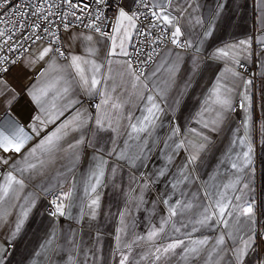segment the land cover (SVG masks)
I'll return each instance as SVG.
<instances>
[{
  "label": "snow or ice",
  "instance_id": "6c2138e0",
  "mask_svg": "<svg viewBox=\"0 0 264 264\" xmlns=\"http://www.w3.org/2000/svg\"><path fill=\"white\" fill-rule=\"evenodd\" d=\"M260 3L259 35L225 43L211 53L210 58L223 62L224 69L194 119L196 126L182 128L172 125L168 138L163 142L171 154L164 153L166 163L156 171V177L167 175L165 168L172 163L174 154L180 151L188 153L179 169V177L172 184L174 189L190 177L193 181L196 179L191 176V166L209 144L204 130H218L224 114L233 110V95L238 85L234 82L230 87L226 82L229 77L233 81L243 80L240 107L249 112L244 122L245 136L238 140L241 146L247 142V150L237 154V161L231 163V168L240 173L248 170L254 175V149L248 136L252 123L249 111L251 96L248 93L253 80L244 79L237 69L244 67L242 59L256 56L261 69L258 75L264 78V0ZM197 8V0H131V5L128 0H0V166L11 169L0 183V204L5 203L17 188L22 190L26 178L43 176L49 167L58 163L67 167V164L78 160L83 148L91 146L87 139L89 133L117 132L113 122H118L119 113L126 103L121 96L130 98L140 87L144 90L140 94L144 108L135 123H132V114L128 115L129 136L139 139L142 133L150 135L165 109L157 102L161 93L150 88L147 81L155 77L167 61H162L150 75L145 69L164 50L177 57L181 52L192 51L197 55L201 52V47L191 38L189 26L196 28L208 24L202 33H198L202 44L212 35V23L211 20L193 17ZM110 11L111 19L108 16ZM97 45H102V54ZM257 47L259 54L256 53ZM173 49L180 52L173 53ZM114 65L117 66L115 69ZM16 73H23L25 77L31 75L33 79L18 90L13 83ZM21 92L26 93L34 106V113L26 124L14 111ZM96 96L101 97L99 103L85 104L84 98ZM92 108L94 112L90 110ZM261 130L264 131V123ZM197 138L198 143L195 142ZM236 143L233 141V145ZM118 158L126 159L127 156L121 151ZM142 158L143 150L136 159L142 161ZM105 163L99 159L96 169L90 174V181L94 182L84 189L90 200L86 205L90 210L88 215L93 219L99 207V197L92 194L97 193V187L102 183ZM132 164L136 166L135 161ZM15 173H19V177ZM25 173L29 175L25 177ZM148 183L146 181L144 188ZM241 184V188L236 187ZM221 188L224 190L205 191L204 199L208 203L197 204L196 207L202 210L195 219H189L182 225L185 229L191 226L190 231L184 233L186 238L177 237L157 246L158 240L167 239L165 225L168 221L179 213L191 211L194 206L192 202L181 200L170 204L171 197L163 199L162 202L168 206L167 218L159 227L153 226L146 237H137V240L153 243L155 262L166 264L170 258L179 257L190 264H198V260L204 264H220L223 256L227 255L231 264H244L257 236V205L250 195L254 193V187L251 178L244 183L237 177ZM229 189L240 194L229 196ZM41 191L49 190L42 187ZM73 197L71 188L55 195L51 202L54 211L50 215L65 216ZM140 199L142 201V195ZM29 210L26 208L16 221L11 233L13 238L21 230ZM81 215H84L83 210ZM120 215L123 224L124 213ZM197 225L200 228L216 226L220 234L214 239L213 248L207 247V237H191L192 232L199 230ZM126 228L124 225L118 229L117 241L120 240L119 233L125 232ZM173 229L177 233L181 231L175 224ZM48 243L51 244L52 239ZM76 248L78 253L82 251L79 245ZM5 255L6 251H0V264H4ZM84 264H88L87 258ZM119 264H128V256L122 255ZM259 264H264V258L259 260Z\"/></svg>",
  "mask_w": 264,
  "mask_h": 264
},
{
  "label": "crops",
  "instance_id": "0c3cea01",
  "mask_svg": "<svg viewBox=\"0 0 264 264\" xmlns=\"http://www.w3.org/2000/svg\"><path fill=\"white\" fill-rule=\"evenodd\" d=\"M128 3L131 5V0H128ZM197 3L199 8L193 11V17L205 21L211 20L212 23V35L204 39L202 44L198 33H202L208 24L196 28L189 26V31L192 32L191 38L201 47V52L198 55L192 51L181 52L177 57L175 54L168 55L164 50L154 66L146 73L150 75L162 61H167L157 75L147 81L150 88L161 93L157 102L165 109V114L157 122L158 126L150 135L140 134L139 139L129 136L131 129L128 127V115L132 114V123H135L136 118L142 115L141 109L144 108V103L140 100V94L144 90L140 87L134 90L136 94L130 98L121 96L126 103L119 113L118 122L116 120L113 122L118 129L117 132L89 133L87 139L91 141V146L83 148L78 160L67 164V167H61L58 163L54 167H49L43 176L26 178L24 188L22 190L17 188L5 203L0 204V217H2L0 218V251H6L4 264H84L86 258L88 264H119L122 255L128 256V264H158L152 256L155 250L153 243L144 239L137 240V237H146L153 226L159 227L167 218L168 206L162 202L163 199L171 197L170 204L181 200L192 202L194 206L191 211L179 213L168 221L165 225L167 239L158 240L157 246L177 237L186 238L184 233L190 231L191 226L185 229L182 225L189 219H195L202 210L196 207L197 204L208 203L204 199L205 191L224 190L221 186L235 181L237 177L244 183L249 182L251 178L254 193L250 195L254 197L257 205L258 223L255 227L257 236L260 233L264 240V227H262L264 226V131L261 130V124L264 123V80L259 81L256 86L253 84L248 93L251 96L249 111L252 117L248 136L254 149L252 154L254 175L248 170L240 173L231 168V163L237 161V154L247 150V142L241 146L238 140L245 136L244 122L249 112L245 108L234 110L236 100H242L244 85L243 80L233 81V78L229 77L226 82L230 87L234 82L238 85L233 95V110L224 114L218 130H204V134L209 137V144L205 151L199 153L195 164L191 166V176L196 179L193 181L190 177L188 181L177 184L175 189L172 187L179 177L180 167L188 156L184 151L173 155L172 163L165 168L166 176H155L156 171L165 166L164 153L171 154V150L165 148L163 144L170 134L171 126L179 125L182 128L196 126L194 119L202 110L205 99L223 72V62L211 59V53L225 43H235L259 35L260 0H197ZM97 48L102 54V45H97ZM175 52L180 50L173 49V53ZM193 56L196 57L195 60ZM249 60L242 59L241 62ZM113 67L115 69L117 66ZM15 75L17 78L13 83L18 90L33 79L31 75L25 77L23 73ZM243 78L250 79L244 75ZM129 91H133L130 85ZM84 99L87 105L90 100L99 103L101 97ZM177 101L179 103H176ZM90 110L95 111L94 108ZM14 111L22 123L28 122L34 113V106L26 93H20ZM233 141L237 143L233 145ZM195 142L198 143L199 139L197 138ZM113 149L115 152L112 151ZM141 150H143L142 161L136 159L141 155ZM191 150L195 151V149ZM121 151L126 154V159L118 158ZM99 159H103L106 163L102 183L97 187V193L92 194L99 197V207L93 219L88 215L90 210L86 205L90 200L84 189L90 182H94L90 181V174L96 169ZM68 168H71V171H68ZM10 170L9 166H0V183L3 182L4 174ZM15 174L19 177V173ZM28 175L25 173V177ZM146 181L149 182L148 187L144 188ZM42 187L57 195L69 188L73 190V201L71 207L66 209L65 216L50 218L46 214L43 195L47 192L41 191ZM236 187L241 188L242 184ZM227 191L229 196L240 194L231 189ZM26 208H30L28 217L19 233L13 238L11 233L14 231L15 223ZM121 213H124L123 224ZM173 224L181 229L179 233L174 231ZM124 225H127L126 231L119 233L120 240L117 241L118 229ZM197 228L199 230L192 232L191 237H207L209 240L207 247L213 248L214 239L220 234L216 226L200 228L197 225ZM257 236L244 264H259V260L264 258V251L258 253L256 249ZM50 239H52L51 244L48 243ZM76 245L82 249L79 253ZM166 264H190V262L175 257L170 258ZM198 264L204 262L198 260ZM220 264H231L227 255L223 256Z\"/></svg>",
  "mask_w": 264,
  "mask_h": 264
},
{
  "label": "built area",
  "instance_id": "2783aa9c",
  "mask_svg": "<svg viewBox=\"0 0 264 264\" xmlns=\"http://www.w3.org/2000/svg\"><path fill=\"white\" fill-rule=\"evenodd\" d=\"M108 16L109 19H111L112 16V12H108ZM107 31H110V29H106ZM179 50V49H177ZM129 51H132V48H129ZM260 49L257 47L256 48V53L259 54ZM157 60V59H156ZM156 62V61H155ZM155 62L153 64H150L147 66V68L145 69L146 73L154 66ZM242 63L244 64L243 68H238L237 70L240 71L244 76L250 78L253 80V84L256 86L257 83L261 80H264V78H261L258 73L260 72V67H259V60L257 59L256 56H253L249 61L244 62L242 61ZM89 102H91V104H95L96 101L95 100H90ZM242 102V100H236L235 104H234V110H241L242 108L240 107V103ZM55 195H57L56 193L50 191L47 192L43 195V198L45 199L46 202V206H45V211L46 214L50 217V218H55L52 215H50V213L52 211H54L53 205H52V200L55 198ZM256 249L258 251V253L264 251V240L261 238L260 233H258L257 236V243H256Z\"/></svg>",
  "mask_w": 264,
  "mask_h": 264
}]
</instances>
